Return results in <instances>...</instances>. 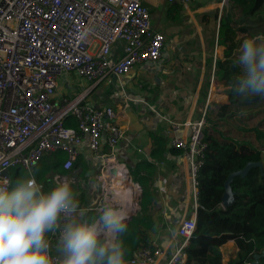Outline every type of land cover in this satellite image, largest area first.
I'll return each mask as SVG.
<instances>
[{"label":"built area","instance_id":"built-area-1","mask_svg":"<svg viewBox=\"0 0 264 264\" xmlns=\"http://www.w3.org/2000/svg\"><path fill=\"white\" fill-rule=\"evenodd\" d=\"M152 1L4 0L0 5V183L7 181L11 186L14 169L33 170L47 155L62 154L63 169L71 171L84 146L98 152L104 135L111 149L124 139L116 109L88 105L84 99L91 89L119 82L137 67L163 58L167 39L154 27ZM160 1L178 4L183 12H190L193 4V0ZM70 74L85 82L87 88L56 100L59 81ZM129 106L127 99L123 109ZM205 115L206 107L201 109L197 122L168 121L171 146L183 152L189 167L188 183L194 201L191 213L177 225L178 245L173 252L169 250L172 243L167 247L144 245L129 264L186 263L187 249L197 228L198 172L206 147ZM68 119L76 126H67ZM109 160L116 161L113 156L105 158L99 175L100 201L84 209L98 216L106 203L115 200L108 187L113 183ZM119 207L125 209L121 203ZM133 213L136 210L130 215ZM59 235L57 231L50 236V243L59 240Z\"/></svg>","mask_w":264,"mask_h":264},{"label":"trees","instance_id":"trees-1","mask_svg":"<svg viewBox=\"0 0 264 264\" xmlns=\"http://www.w3.org/2000/svg\"><path fill=\"white\" fill-rule=\"evenodd\" d=\"M194 3L197 0H193ZM198 8L201 4L196 5ZM178 4L170 5V13L176 16L182 11ZM152 14V11H151ZM172 18L171 20H174ZM214 20L217 27L211 32L213 42L224 47V58L232 60L228 71V82L233 86L236 78L243 74L238 62L242 54V43L245 39L257 34L264 35V0H227L221 13L219 10L202 14L200 22L208 27ZM229 66V65H228ZM212 71L211 60L206 63V72ZM210 80L205 75L199 95L198 104L205 107ZM230 85L214 83L211 98L223 99ZM203 143L205 157L198 172L197 228L187 249L188 259L185 264H223L221 248L234 241L238 252L230 264H252L255 255H259V263L264 264V98H246L228 94L227 103L211 102L206 106ZM67 126H76V122L68 119ZM161 131H151V161H166V153L179 156L180 151L168 149ZM232 144L236 148H246L245 155L233 151L229 146L219 142ZM65 156L62 154L47 155L33 169L37 181L44 191H49L52 174H66L62 165ZM149 163V162H148ZM81 163L77 159L73 169ZM252 166L244 177H236L231 183L234 202L229 207L222 206L225 194V183L228 177ZM82 166V165H81ZM156 169L152 163L138 165L132 170L134 184L142 189L140 209L126 223L127 232L120 237L127 250L126 260L129 264L138 248L152 245L146 234L152 228L151 211L155 209L154 174ZM28 171L21 168L12 171V184L26 176ZM133 186V184H132ZM134 188H139L134 185ZM140 196V190H139ZM84 199V195L78 200ZM153 246V245H152Z\"/></svg>","mask_w":264,"mask_h":264},{"label":"crops","instance_id":"crops-1","mask_svg":"<svg viewBox=\"0 0 264 264\" xmlns=\"http://www.w3.org/2000/svg\"><path fill=\"white\" fill-rule=\"evenodd\" d=\"M198 3L201 4L202 7L198 8L196 6ZM169 6L170 5L165 4L160 0H154L151 2L154 27L159 32L169 31L171 29L176 32L183 29L182 27L184 24L188 25L187 28H189V26H193L194 23L197 25L196 30L201 26L199 31H206L207 27H204L201 22L198 24L196 16L211 13L216 10H219L221 13L224 4L221 5L219 0L211 4H207L205 1L201 0H197L195 3L193 1L190 12H183L184 10H182L177 16L170 13ZM208 6L210 7L208 8ZM204 10H206V12H203ZM172 18L175 19L171 20ZM211 22H214V20ZM178 36L179 34H174L173 39L171 40V42L176 45V48L179 47ZM205 41H207V38L202 32H199L197 40V43H199L198 49L187 52L192 56L196 55V60H198L199 63L198 69H196L190 62H188L189 67L184 69L188 74L189 72L192 73L190 75L194 78L192 79L193 83L189 84L190 87L192 86L190 90L191 95L181 94L182 88H180L178 84H171L170 81L172 80L162 78V74L167 73L169 68H171V66L169 64L166 65V63L170 61L171 53L175 50L173 47H168V45L165 46L163 58L158 63L143 64L119 82H112L110 84L103 83L112 87L114 93L108 98V100H105V92L109 91V89L103 91L100 89L103 84L91 89L85 97L84 103L97 107L113 106L118 112L117 122L125 132V137L114 149H111L108 146L106 135L102 138V145L98 152L91 151L87 145L84 146L78 157L81 164L71 171H66V174H52V176L56 178V181L55 183L50 181V189L55 186L58 180H61L64 177H70L74 181L72 187L78 193V197L84 195L83 201L79 200V207L81 209H87L94 207L98 203L97 183H99V175L104 166L106 157L113 156L116 163L123 165L128 170L129 176L131 177L130 182L132 184L134 183L130 172L138 165L152 163L156 169L153 177V190L156 205L155 209L151 211L150 214L152 218V228L149 231H146V234L150 237V243L152 242L158 246L167 247L169 243H172L169 250L170 252H173L180 241V238L176 236L177 225L185 214L189 215L193 210L194 201L191 198V189L188 183L189 167L186 164L183 152L178 149H176V151H180L181 153L179 156L168 151L165 155L166 161H151L153 148L152 139L149 133L151 131H161L160 133L163 134L166 140L167 148L173 149L170 143L172 137L171 126L168 121L177 120L180 122H197L201 119V109L204 107L202 106L201 108V104H198L199 95L205 75L213 71L212 65V71L206 72L207 61L211 60V64L214 62L215 68H217V62L221 57L223 60L227 61V67L231 64L228 62L230 60L223 57L224 47L219 46L217 40L215 45H212V35L211 41L209 42V45H211L210 48L208 47V44L206 47ZM119 45L121 48V43H119ZM209 49H211L210 52ZM155 69L156 72L153 74L152 71ZM119 83L122 86V89L121 93L117 95L116 86H118ZM139 83L141 85V91L135 88ZM125 84L129 88L124 87ZM228 85L232 87L230 83ZM167 86L169 87V100L163 95L164 89ZM155 87L160 88L161 91H157ZM86 88L87 85L85 82L79 79L75 74H70L59 81L55 98L56 100H60L62 97H72L81 93ZM212 89L213 86H211L207 102L209 98L213 100V98H211L212 94H214ZM232 91L233 89L231 88L230 92ZM228 94L227 96L225 94L222 95L224 99L223 103L228 102ZM127 99L130 100V106L124 110L123 104ZM207 102L205 107L207 106ZM199 109L200 111L197 112L196 110ZM195 113H198V115L195 116ZM185 132L186 129L183 130V133ZM238 153L241 154L240 152ZM245 154L246 153L242 152V155ZM140 198L141 196L138 197L139 203ZM136 214L137 213L134 215ZM86 215L90 219L98 217L94 211H86ZM176 218L178 219V222L174 226L172 223ZM53 235L54 233L50 234V236ZM57 244L58 240L51 242L52 252L55 255L60 256L61 252L57 247ZM226 247L232 248L233 257L230 259V257L225 256L224 247H222L223 264H230V261L236 258L238 249L234 241L228 242Z\"/></svg>","mask_w":264,"mask_h":264},{"label":"clouds","instance_id":"clouds-1","mask_svg":"<svg viewBox=\"0 0 264 264\" xmlns=\"http://www.w3.org/2000/svg\"><path fill=\"white\" fill-rule=\"evenodd\" d=\"M238 58L243 74L233 90L246 98H264V35L242 43ZM70 177L44 191L34 170L9 186L0 183V264H128L120 237L127 232L126 214L113 200L90 219L79 207ZM59 231L54 257L50 234Z\"/></svg>","mask_w":264,"mask_h":264},{"label":"rangeland","instance_id":"rangeland-1","mask_svg":"<svg viewBox=\"0 0 264 264\" xmlns=\"http://www.w3.org/2000/svg\"><path fill=\"white\" fill-rule=\"evenodd\" d=\"M201 1H205L207 4H209V3L211 4V3H215L217 0H201ZM219 3L221 5H223V0H219ZM209 7L210 6H208V8ZM203 12H206V10H204ZM200 17H201V15L196 16V18H197L196 21L198 22V24L200 23ZM154 21H155V19H154ZM196 26L197 25H195V23H194L193 26H191V27L189 26V28H187L188 25L184 24L182 27L183 29H180L179 31H176V32L172 31V29L169 31H163V32L160 31L163 35H165V37L167 39L166 46L168 45V47H170V48L173 47L175 49V50H173L174 52L172 51V53H171L170 61L166 63V65L169 64L171 66V68H169V71L167 73L162 74V78L172 80V81H170L171 84L172 83L178 84L180 86V88H182L181 94L191 95L190 90H191L192 86L190 87L189 84L193 83L192 79H194V78L192 77V75H190L192 73L189 72V74H188L186 72V70H184V69H186V67H189L188 62L192 63V65L195 66L196 69H198V66H199L198 60H196V55L192 56V55L188 54L187 52H190L191 50L195 51L198 49L199 43H197V40H198L199 32H202V34L205 35V37L207 38V41H208V42L205 41V45L207 47V44H208V47L210 48L211 45H209V42L211 41V32H212V30H214L216 28V23L211 22L210 25L207 27L206 31H199V29H201L200 25H199L200 27H198L199 29L196 30L197 29ZM174 34H176V35L179 34V36H178L179 47L178 48H176L175 47L176 45L171 42ZM210 51H211V49H209V52ZM228 62H230L231 64H229V66L227 67L226 66L227 61L223 60L221 57L217 62V68H215L214 62L212 63L213 71L211 73H207V80L208 79L210 80L211 86H213V83H217V82L222 83V84H226V85L229 84V82H228V80H229L228 70L231 69L233 61L231 60ZM216 69H217V71H216ZM155 72H156V69L152 71L153 74ZM211 86L209 88V94H210ZM124 87L129 88L126 86V84ZM135 88L137 90L141 91L140 83L137 84L135 86ZM231 88H232L231 86H230V88H227L228 92L225 93L226 96L230 92ZM100 89L102 91L109 89V91H106V92L104 91L105 92V100H108V98L114 94L112 91V87H109L106 84L101 85ZM121 89H122V86L119 83L118 86H116V92H117L116 94L117 95H119V93H121ZM155 89L157 91H161L160 88L155 87ZM214 93H216V92H214ZM177 94H179V93H177ZM163 95L166 96L167 100L170 99L168 86L164 89ZM197 107H199V106H197ZM200 107L202 108V105ZM196 111L198 112V111H200V109L196 110ZM195 114H196L195 116L198 115V113H195ZM219 142L223 143L224 145L229 146L235 152L238 151L241 154H242V152L243 153L248 152V150L244 147L236 148L232 144L222 142L220 139H219ZM73 172H72V174H73ZM51 181L55 183L56 178L52 176ZM97 185H98L97 186L98 187V189H97V201L99 202L101 197H102V192H101V186L99 185V183H97ZM136 209H137V211H136V213H137L139 211V202H138V207ZM130 216H131V218H130V220H131L134 217V215H130ZM130 220H128V221H130ZM177 222H178V219L176 218L172 224H174V226H175V224H177ZM223 247H224V255L227 257H230V259H231L233 257L232 248L226 247V244Z\"/></svg>","mask_w":264,"mask_h":264},{"label":"bare ground","instance_id":"bare-ground-1","mask_svg":"<svg viewBox=\"0 0 264 264\" xmlns=\"http://www.w3.org/2000/svg\"><path fill=\"white\" fill-rule=\"evenodd\" d=\"M109 172L110 178L113 179V183L111 186L108 183V187L111 190V194H114L115 200H118L119 203L125 207V209L122 210L127 218L128 215L136 210L139 190L132 186L127 176V169L123 165L109 160ZM114 178L118 179V182L114 181ZM106 182L109 181L107 180Z\"/></svg>","mask_w":264,"mask_h":264},{"label":"water","instance_id":"water-1","mask_svg":"<svg viewBox=\"0 0 264 264\" xmlns=\"http://www.w3.org/2000/svg\"><path fill=\"white\" fill-rule=\"evenodd\" d=\"M4 2V0H0V5L2 4ZM232 89H233V86H232ZM212 101H215L216 103H223L224 102V99H222V98H218V99H214L213 98V100H211L210 98H209V100H208V102H207V106L212 102ZM258 164H252V165H248L244 170H241V171H239V172H236V173H233V174H231L229 177H228V179H227V181H226V183H225V194H224V196H223V198H222V206L224 207V208H226V207H229L230 205H232L233 204V202H234V194H233V191H232V188H231V183H232V181L234 180V178H236V177H244L247 173H248V171L250 170V168L252 167V166H257ZM128 179H129V181H131V177L130 176H128ZM134 186V185H133ZM139 187V186H138ZM139 189H141L140 187H139ZM140 196H141V193H140ZM139 196V197H140ZM128 220H130V219H128ZM128 220H125L124 222H127ZM259 258H260V256L259 255H255V261L252 263V264H258L259 263Z\"/></svg>","mask_w":264,"mask_h":264}]
</instances>
